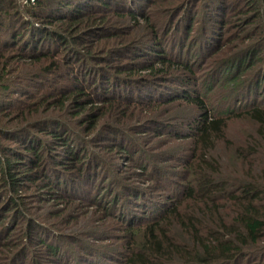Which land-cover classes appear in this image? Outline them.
<instances>
[{
  "label": "rangeland",
  "instance_id": "374dc122",
  "mask_svg": "<svg viewBox=\"0 0 264 264\" xmlns=\"http://www.w3.org/2000/svg\"><path fill=\"white\" fill-rule=\"evenodd\" d=\"M130 1L135 4L134 0ZM210 1L150 0L151 3L141 7L143 14L135 23L115 17L110 22L112 28L105 32L106 39L99 34L103 38L97 44L99 51L94 47L96 38L91 37L86 49L78 51L81 59H86L85 64H89L86 66L93 79L81 73L82 66L74 62L65 64L69 72L75 70L72 73L82 79L84 87H88L85 90L94 98V103L82 112L83 115L87 111L95 113L92 122L73 125L71 107L63 112L40 109L35 117L45 120L47 126L54 118L74 128L87 147L85 160L89 161L92 155L98 160L93 164L97 175L92 179V188L87 184L88 179L78 182L76 190L69 192L70 196L63 202L52 201L44 193L45 189L33 181L25 182L17 193L1 184V264L8 261L16 264L18 260H23V264H119L124 250L121 228L124 223H135L133 217L146 218L148 213L144 209L169 202L187 186L196 187L202 177L216 184L233 183L247 174L250 176L249 172L258 176L257 170H264V139L261 144L257 143L259 133L255 123L235 115L236 107L264 108V0H254V3L228 0L236 9L228 12L229 7L225 5L214 22L208 23L203 4ZM119 32L121 36L111 38ZM210 33H214L213 39L209 38ZM216 40H220L218 45ZM121 43L127 45L123 57L116 59L106 54L108 48H119ZM156 47L164 50L163 54L171 60H180L189 68L182 69L180 64L168 69L157 65L153 56L158 54ZM178 50L180 54L176 53ZM240 50L244 51V72L235 71L234 76L239 79L233 83L224 81L223 77L235 67L228 64L229 60ZM97 53L106 60H96ZM96 71L100 73L97 80L107 71L113 75L105 84H113L112 93L98 95ZM114 79L119 83H112ZM63 81L73 88L70 81ZM258 81L260 87L251 92V85ZM183 89L200 96L222 120L219 131L204 146L197 145L190 136V126L196 120L198 109L176 96ZM22 94L12 95L10 106H26L29 98ZM103 97L113 100L105 104ZM85 98L78 100L84 103ZM229 110L234 113L223 115ZM35 124L26 133L16 134L48 142L49 137L41 131L44 124ZM21 142L26 144L19 139L17 147ZM14 143L6 137L0 139V160L12 159L7 150ZM254 143L256 156L249 169L242 160L234 158V152L240 148L241 153L246 150L245 155L251 157L248 146ZM51 176L60 183L67 177ZM53 186L55 192H61V187ZM8 195L17 206L4 217L3 201ZM28 218L33 223L27 222ZM29 224L33 228L32 242L25 240Z\"/></svg>",
  "mask_w": 264,
  "mask_h": 264
},
{
  "label": "trees",
  "instance_id": "16d2710c",
  "mask_svg": "<svg viewBox=\"0 0 264 264\" xmlns=\"http://www.w3.org/2000/svg\"><path fill=\"white\" fill-rule=\"evenodd\" d=\"M227 1L212 0L203 4L208 23L214 22L215 16L222 13L225 5L229 7L228 12L236 9L234 4L231 5L232 2ZM249 1L254 3V0ZM147 2L151 3L150 0H134V5L130 0H36L33 3L0 0V139L6 137L15 142L7 150L12 159L0 160V185L17 193L25 186V182L33 181L45 189L44 193L52 201L61 202L67 200L69 192L76 190L75 184L78 185V182L88 179L87 184L92 188V179L97 175L93 164L98 160L94 155L88 157L89 161L85 160L87 147L78 138L74 128L54 118H51L53 123L47 126L45 120L35 115L39 114L40 109L44 112L49 109L63 112L71 107L75 120L73 125L92 122L95 113L87 111L83 115L82 112L94 103V98L85 90L88 87H84L82 79L76 77L75 72L72 73L75 70L69 72L65 64L74 62L82 66L81 73L89 74V79H93L91 70L86 66L89 64H85L86 59H81L79 49H86L91 37L96 38L94 47L99 51L97 44L103 38L106 39L105 32L112 28L110 22L115 17L129 23L139 21L138 16L143 14L141 7ZM100 33L104 35L103 38L99 36ZM120 33L111 38L121 36ZM214 37V33L209 34L210 39ZM216 42L218 45L220 40ZM126 46L121 43L119 48H108L106 54L121 58L126 53ZM154 49H158L155 50L158 54L153 55L157 65L166 69L177 68L179 64L182 69L189 68L184 62L165 56L161 48ZM238 52L228 63L235 66L233 71L228 70L229 73L223 77L229 83L237 81L239 78L234 76L235 71L242 69L239 73L244 72L246 66L245 57L242 56L244 51ZM101 53H97L94 58L103 61L105 58L98 56ZM176 53L180 54V50ZM95 73L97 80L100 73ZM101 75L102 78L96 81L98 95L102 96V92L112 93L115 90L113 84H105L110 82L113 75L108 71ZM56 77L70 81L73 88L67 87L66 82ZM259 82L251 85V92L260 87ZM112 83L117 84L119 81L114 79ZM16 93H23L24 97L29 98V101H25L26 106H10L9 98ZM84 96V103L80 102L78 99ZM176 96L198 109L189 132L197 145L204 146L219 131L222 120L200 96L185 89ZM173 97L175 95L171 99ZM102 100L106 104L113 99L103 97ZM235 110L236 116L246 117L255 123L259 133L256 142L261 144L260 141L264 139V108L250 105L236 107ZM232 113L229 110L223 115ZM12 121L16 124H10L14 123ZM36 122L44 124L41 131L49 137L48 142L41 143L31 136L26 139L16 134L26 133ZM19 139L26 144L21 142V146L17 147ZM256 147L255 143L248 146L251 157L245 155L246 150L241 153L238 148L234 158L242 160L250 169L256 156ZM82 171L85 173L82 174ZM257 171L258 176L249 172L250 176L247 174L233 183L216 184L205 177L199 178L196 187L187 186L183 193H177L169 202L153 204L150 209H144L148 213L146 218L141 216L137 220L138 216L133 217L135 223H124L121 228L124 250L122 258L119 256V264H264V170ZM51 174L67 177L60 183ZM53 185L55 189L61 187V192H55ZM216 202L224 204L217 206ZM15 203L11 195L4 199V217L9 211L13 212ZM186 203L189 205L186 206ZM106 209L104 207L109 212ZM108 215L112 217V214ZM27 222L33 223L29 218ZM28 239L31 242L34 240L31 224L25 230V240ZM76 256L79 257L78 254ZM23 262L18 260L16 264ZM2 264L13 263L8 261Z\"/></svg>",
  "mask_w": 264,
  "mask_h": 264
},
{
  "label": "built area",
  "instance_id": "2783aa9c",
  "mask_svg": "<svg viewBox=\"0 0 264 264\" xmlns=\"http://www.w3.org/2000/svg\"><path fill=\"white\" fill-rule=\"evenodd\" d=\"M36 0H23V3H33L35 2Z\"/></svg>",
  "mask_w": 264,
  "mask_h": 264
}]
</instances>
